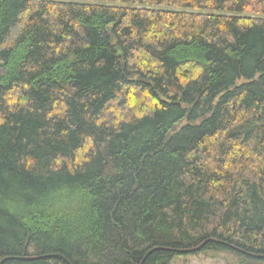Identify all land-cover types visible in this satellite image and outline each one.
<instances>
[{
	"label": "trees",
	"instance_id": "trees-1",
	"mask_svg": "<svg viewBox=\"0 0 264 264\" xmlns=\"http://www.w3.org/2000/svg\"><path fill=\"white\" fill-rule=\"evenodd\" d=\"M207 251L264 263V0H0L1 264Z\"/></svg>",
	"mask_w": 264,
	"mask_h": 264
},
{
	"label": "rangeland",
	"instance_id": "rangeland-1",
	"mask_svg": "<svg viewBox=\"0 0 264 264\" xmlns=\"http://www.w3.org/2000/svg\"><path fill=\"white\" fill-rule=\"evenodd\" d=\"M175 264H239V258L229 251L219 252H198L179 256ZM261 264V263H260ZM264 264V263H262Z\"/></svg>",
	"mask_w": 264,
	"mask_h": 264
},
{
	"label": "water",
	"instance_id": "water-1",
	"mask_svg": "<svg viewBox=\"0 0 264 264\" xmlns=\"http://www.w3.org/2000/svg\"><path fill=\"white\" fill-rule=\"evenodd\" d=\"M209 240H206V241H204L203 243H201L200 245H198V246H196V247H193V248H188V249H183V250H180L181 252H190V251H196V250H199L206 242H208ZM227 245H230V244H228V243H226ZM231 247H233L234 249H236V250H239V251H241V252H244L245 253V251L244 250H242V249H239L238 247H236V246H233V245H230ZM153 249H155V248H153ZM153 249H151L150 251H152ZM149 251V252H150ZM44 256H46V255H40V256H34V257H28V258H39V257H44ZM251 256H253V257H264V254L263 255H261V254H251ZM9 257H5V258H2L1 260H0V264L2 263V262H4L6 259H8ZM22 258H27V257H22Z\"/></svg>",
	"mask_w": 264,
	"mask_h": 264
}]
</instances>
